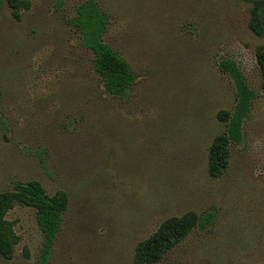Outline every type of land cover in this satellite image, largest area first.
<instances>
[{
	"label": "rangeland",
	"instance_id": "374dc122",
	"mask_svg": "<svg viewBox=\"0 0 264 264\" xmlns=\"http://www.w3.org/2000/svg\"><path fill=\"white\" fill-rule=\"evenodd\" d=\"M29 1L20 19L0 7V191L35 179L68 204L44 263L34 208L9 209L19 241L0 264H134L137 242L189 210L211 220L151 264H264V34L248 26L251 1L95 0L103 41L134 73L125 97L106 93L68 21L85 0ZM221 59L256 96L213 177L217 113L237 103Z\"/></svg>",
	"mask_w": 264,
	"mask_h": 264
},
{
	"label": "trees",
	"instance_id": "16d2710c",
	"mask_svg": "<svg viewBox=\"0 0 264 264\" xmlns=\"http://www.w3.org/2000/svg\"><path fill=\"white\" fill-rule=\"evenodd\" d=\"M250 1L248 26L255 34L263 35L264 0ZM3 4L9 7L11 16L15 19H20L21 11L30 7L29 0H0V7ZM68 21L79 30L82 44L92 51L94 70L101 77L106 93L127 96L134 81V73L120 52L103 41L102 35L107 18L98 3L95 0L78 2L75 14ZM255 52L261 85L264 88V46L259 45ZM218 68L233 79L237 103L233 110L221 109L217 113L218 118L226 122V130L215 135L209 146L208 171L213 177L219 176L225 170L230 142L239 140L241 122L256 96L235 61L221 59L218 61ZM15 204L34 208L36 221L43 235L40 262H46L67 208V193L64 190H57L50 195L35 179L15 181L11 189L0 191V256L6 259L13 256L15 245L19 241L12 221L6 218L8 210ZM211 217V213L201 216L196 211L189 210L182 215H172L163 219L147 238L137 242L133 263L151 264L160 261L194 227H204Z\"/></svg>",
	"mask_w": 264,
	"mask_h": 264
}]
</instances>
